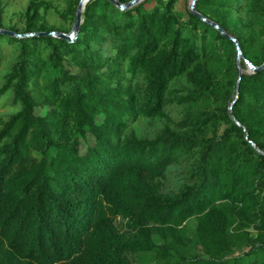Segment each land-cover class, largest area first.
<instances>
[{
	"label": "trees",
	"instance_id": "16d2710c",
	"mask_svg": "<svg viewBox=\"0 0 264 264\" xmlns=\"http://www.w3.org/2000/svg\"><path fill=\"white\" fill-rule=\"evenodd\" d=\"M147 1H88L71 43L7 36L18 55L0 97L19 110L0 128V264H264V68L243 72L233 42L184 20L179 0ZM194 9L263 64L264 0ZM48 10L29 0L22 31L9 30L53 31ZM140 118L165 124L138 138ZM176 164L185 180L165 193Z\"/></svg>",
	"mask_w": 264,
	"mask_h": 264
},
{
	"label": "rangeland",
	"instance_id": "374dc122",
	"mask_svg": "<svg viewBox=\"0 0 264 264\" xmlns=\"http://www.w3.org/2000/svg\"><path fill=\"white\" fill-rule=\"evenodd\" d=\"M49 6V10L44 14V21L46 26L53 31L62 33H69L71 31L74 17H67L65 14L71 6V0H45ZM130 1V0H129ZM191 0H179L176 10L181 14L184 20L187 19L188 6ZM29 0H0V29L9 30L15 28L19 32L22 31L24 19L22 13ZM153 2L148 0L144 6L151 8ZM67 18L63 20V16ZM259 41L256 44L255 51L259 53L260 46L264 40V29L258 30ZM108 51L110 46L107 47ZM18 45L15 41L9 40L7 36L0 37V87L3 84L4 76L11 70L17 60ZM240 59L236 61L239 62ZM243 72H247L246 69ZM140 83V80H138ZM188 86L185 75L174 80L171 85V90H180ZM19 110V105L14 102L12 93L6 92L0 97V128L9 116L15 114ZM182 108L175 104H169L166 108L167 115L171 121H179L182 115ZM42 113L44 111H41ZM165 124V121L159 118L147 119L140 118L138 122L133 125L132 130L138 138H152L160 128ZM171 125V124H170ZM171 127H173L171 125ZM92 139L88 137L87 144H91ZM85 150V144L82 143L81 151ZM185 164L172 165L167 170L166 178L163 181L162 191L174 193L177 192L181 183L185 180ZM132 264H135L132 261Z\"/></svg>",
	"mask_w": 264,
	"mask_h": 264
},
{
	"label": "water",
	"instance_id": "95a60500",
	"mask_svg": "<svg viewBox=\"0 0 264 264\" xmlns=\"http://www.w3.org/2000/svg\"><path fill=\"white\" fill-rule=\"evenodd\" d=\"M88 1H90V0H78V3H77L76 8H75V12H74V22H73L71 31L69 33H62V32H58V31H49V32H34V33H27V34H18V33H15L13 31H10V30L0 29V35H5L8 37H14V38L47 37V36H49V37H54V38L66 41L68 43H71L76 39V37L78 35L79 26L81 24V15H82V12L84 9V5ZM106 1L109 2L110 4H112L118 10H125V9H129V8H132V7L140 4L144 0H130L124 4H121L117 0H106ZM196 1L197 0H191L190 1V4L188 6V11L193 16L200 19L205 24L211 26L212 28L217 30L221 35H223L224 37H226L227 39H229L230 41L233 42L234 47H235V51H236V57H237V59L243 60L247 72L253 74V73H256V72L260 71L261 69H263L264 68V61H263V64L259 67L252 65L248 60L243 58L242 53L238 47V44L233 37L227 35L217 24L206 19L205 17H203L202 15H200L198 12L195 11L194 5H195ZM241 74H242V71L238 67V80H239Z\"/></svg>",
	"mask_w": 264,
	"mask_h": 264
}]
</instances>
